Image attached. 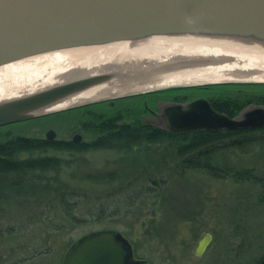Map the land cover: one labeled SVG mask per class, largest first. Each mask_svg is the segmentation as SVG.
I'll return each instance as SVG.
<instances>
[{
    "label": "rangeland",
    "instance_id": "374dc122",
    "mask_svg": "<svg viewBox=\"0 0 264 264\" xmlns=\"http://www.w3.org/2000/svg\"><path fill=\"white\" fill-rule=\"evenodd\" d=\"M65 114L37 116L3 131L46 137L53 130L58 137H71L77 128V110ZM246 138L253 140V148L231 156L232 163L254 167L264 177V143L254 141L264 139V131L224 137L221 142ZM140 154L142 158L133 164L115 162L120 157L111 150L94 149L79 157L59 153L63 161H55L56 167L40 176L34 191L26 196L12 191V198L0 201V264H61L73 241L107 228L122 234L134 260L149 264H254L263 254L264 204L259 202L258 188L201 171L165 172L169 184L159 192L170 198L161 202L144 192L148 177L141 171L144 168L149 179H158L166 167L160 163L157 168L159 162H149L146 152ZM45 179L50 183L45 184ZM62 192L75 205L77 219L62 213L56 202ZM130 193L140 197L131 203ZM206 232L212 242L203 256L196 257L194 247Z\"/></svg>",
    "mask_w": 264,
    "mask_h": 264
},
{
    "label": "water",
    "instance_id": "95a60500",
    "mask_svg": "<svg viewBox=\"0 0 264 264\" xmlns=\"http://www.w3.org/2000/svg\"><path fill=\"white\" fill-rule=\"evenodd\" d=\"M162 35L233 39L264 46V0H0V65L52 51ZM122 65L114 62L105 69L1 101L0 127L56 111L54 105L117 79L119 74L111 70ZM180 115L178 122L194 130L264 125L262 108L248 110L235 120L207 104L194 103ZM211 242L212 235L204 233L194 255L203 256ZM61 264L149 262L134 260L122 234L107 228L89 231L73 241Z\"/></svg>",
    "mask_w": 264,
    "mask_h": 264
},
{
    "label": "bare ground",
    "instance_id": "6f19581e",
    "mask_svg": "<svg viewBox=\"0 0 264 264\" xmlns=\"http://www.w3.org/2000/svg\"><path fill=\"white\" fill-rule=\"evenodd\" d=\"M141 66L142 82L132 87L205 84L226 80L264 81V46L233 39L193 35L152 36L74 47L28 56L0 65V102L30 94L83 72L110 64ZM115 90V89H114ZM105 85L87 89L52 107L59 109L94 98Z\"/></svg>",
    "mask_w": 264,
    "mask_h": 264
},
{
    "label": "flooded vegetation",
    "instance_id": "af4514ba",
    "mask_svg": "<svg viewBox=\"0 0 264 264\" xmlns=\"http://www.w3.org/2000/svg\"><path fill=\"white\" fill-rule=\"evenodd\" d=\"M148 65L149 63L143 62L138 67L130 64L116 67L111 71L117 72L119 77L104 84L107 92L104 91L94 98L83 99L79 105L62 110L64 115L70 110H77V128L71 137H58L53 130L45 131L46 137L34 134L30 136L11 135L25 137L33 143L32 148L15 150L11 159L18 162L27 160L62 162L63 159L58 154L65 152L66 155L72 156L69 148L76 146L80 151L73 157L82 156L94 149L111 150L120 157L119 160H114L115 162H129L135 159L129 154V147L113 140H105L102 134L97 132L93 133V130L101 131L108 128L119 129L122 125L129 126V122L141 128L147 127L152 130L179 134L211 131L219 135L236 136L242 133L264 131V125L244 129L198 128L194 130L188 129L178 122L181 119L180 113L190 110L194 103L207 104L214 112L235 120L241 119L246 111L253 108L264 110V91L258 90L260 87H264V81L226 80L205 84H171L152 88H129L131 84L142 82L143 78L139 77V71ZM223 103L232 104L234 107L232 110H222L220 106ZM62 112H50L40 116L55 115ZM184 129L188 131H179ZM44 174L46 173L42 175ZM37 175L35 173V176Z\"/></svg>",
    "mask_w": 264,
    "mask_h": 264
},
{
    "label": "trees",
    "instance_id": "16d2710c",
    "mask_svg": "<svg viewBox=\"0 0 264 264\" xmlns=\"http://www.w3.org/2000/svg\"><path fill=\"white\" fill-rule=\"evenodd\" d=\"M233 107L232 104L223 103L220 109L226 111L227 109L232 110ZM94 132L102 134L105 140H113L129 147V153L135 158L131 161L133 164L139 162V158H142L140 157L141 151L143 154L145 152L148 154L149 162H159L154 163L157 168L164 163L163 166L166 168L158 179H149V174H146V169L144 168L141 171L145 173V177H148L146 178V183L143 184L144 192L160 197L161 202H167V197L170 198L169 195L166 197L163 192H159L160 187H167L169 184L165 172L173 174L194 170L201 171L214 178H229L236 183L247 184L251 188H258L260 191L259 202L264 204V177H260L254 167H239L232 163L231 156L238 155V153L247 154L253 148V140L249 138L242 141L229 140L226 144L222 143L221 139L228 137V135L230 136V134L219 135L211 131H194L179 134L152 130L147 127L141 128L131 122H129V126L122 125L119 129L108 128L101 131L93 130ZM254 141L258 142L259 145L264 143V139H254ZM32 147L33 143L29 139L21 136H11L3 131V127L0 128V201H7L12 198L10 197L12 191L25 196L30 194L34 191L33 186L35 185L36 187V184H39L40 176L56 167V162L50 160L18 162L11 159V155L15 150ZM69 150L72 156L80 151L76 146H70ZM133 164L131 165L132 167H134ZM134 170L135 168H133ZM35 173L38 175L35 176ZM48 182L49 180H44L45 184H48ZM152 191L155 193L153 194ZM67 195L66 192L57 195L56 202L61 206L64 215L75 219L76 217L73 213L75 205L66 198ZM138 196L136 193H130L129 201L131 203L134 202ZM239 228L237 226L235 231L237 232ZM254 264H264V251L258 259L254 260Z\"/></svg>",
    "mask_w": 264,
    "mask_h": 264
}]
</instances>
